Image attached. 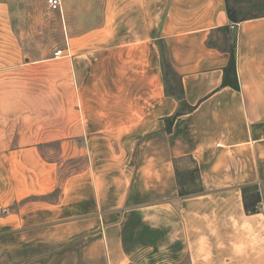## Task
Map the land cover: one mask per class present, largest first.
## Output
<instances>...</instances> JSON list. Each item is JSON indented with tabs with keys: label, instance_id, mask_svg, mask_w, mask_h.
Masks as SVG:
<instances>
[{
	"label": "crops",
	"instance_id": "obj_1",
	"mask_svg": "<svg viewBox=\"0 0 264 264\" xmlns=\"http://www.w3.org/2000/svg\"><path fill=\"white\" fill-rule=\"evenodd\" d=\"M7 1L0 264H264V16L232 22L225 0H104L98 25L67 32L66 56L31 58ZM233 42L238 89L223 84ZM161 45L190 106L170 129L179 100ZM195 169L201 190L181 195L178 174L187 184Z\"/></svg>",
	"mask_w": 264,
	"mask_h": 264
},
{
	"label": "rangeland",
	"instance_id": "obj_2",
	"mask_svg": "<svg viewBox=\"0 0 264 264\" xmlns=\"http://www.w3.org/2000/svg\"><path fill=\"white\" fill-rule=\"evenodd\" d=\"M104 0H61L59 10H50L46 0H8L10 14L14 22V32L25 53L31 58L54 56L57 49H66L67 32H80L84 29L98 25ZM55 57V56H54ZM41 68L50 65L40 66ZM43 68V69H44ZM166 88L177 92L179 80L173 75L171 68H163ZM50 71L44 75L40 72L36 80L40 83L51 82ZM61 72V71H60ZM28 70L22 73L8 72L3 83L16 86L21 81L22 75H30ZM58 79V78H56ZM64 76L60 74L59 83H63ZM12 98L17 96V90L12 92ZM189 164V162H187ZM186 164V165H188ZM182 264H187L183 262Z\"/></svg>",
	"mask_w": 264,
	"mask_h": 264
},
{
	"label": "trees",
	"instance_id": "obj_3",
	"mask_svg": "<svg viewBox=\"0 0 264 264\" xmlns=\"http://www.w3.org/2000/svg\"><path fill=\"white\" fill-rule=\"evenodd\" d=\"M225 2H226L228 17L232 22H239L247 18L264 16V0H245L244 3L238 4L237 7H234L231 4L230 0H225ZM160 49L162 52L163 68L166 67L171 68L173 75H176L168 61L164 45H161ZM229 53H230V59L228 61V64L223 69L224 72L223 84L230 85L233 88L238 89L239 85H238V78L236 73L235 42H233L232 45L230 46ZM168 91L179 100L178 111L173 116L167 119V128L170 129L174 117L185 110H189L190 106H188L183 99V92L181 89L180 81H179V89L177 92L171 91L169 89ZM178 179H179L181 195H186L194 191L201 190L198 173L196 169L194 170V173L191 176V178H189L188 181L189 183L186 184L185 181L182 179V177L179 176V174H178ZM190 183L194 185V190L191 189ZM242 192H243V205L245 212L246 213L256 212L258 210V203L260 201L258 188L254 185H248L242 188Z\"/></svg>",
	"mask_w": 264,
	"mask_h": 264
},
{
	"label": "built area",
	"instance_id": "obj_4",
	"mask_svg": "<svg viewBox=\"0 0 264 264\" xmlns=\"http://www.w3.org/2000/svg\"><path fill=\"white\" fill-rule=\"evenodd\" d=\"M46 5L50 10H59L61 8V0H46ZM67 52L65 49H57L54 51L55 57L66 56Z\"/></svg>",
	"mask_w": 264,
	"mask_h": 264
}]
</instances>
